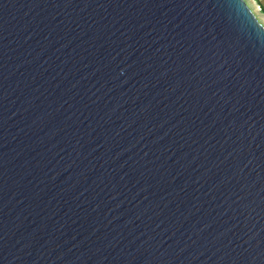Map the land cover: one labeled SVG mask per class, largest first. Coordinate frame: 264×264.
Listing matches in <instances>:
<instances>
[{
	"label": "water",
	"instance_id": "1",
	"mask_svg": "<svg viewBox=\"0 0 264 264\" xmlns=\"http://www.w3.org/2000/svg\"><path fill=\"white\" fill-rule=\"evenodd\" d=\"M257 11L0 0V264H264Z\"/></svg>",
	"mask_w": 264,
	"mask_h": 264
},
{
	"label": "crops",
	"instance_id": "2",
	"mask_svg": "<svg viewBox=\"0 0 264 264\" xmlns=\"http://www.w3.org/2000/svg\"><path fill=\"white\" fill-rule=\"evenodd\" d=\"M256 5H258V2L260 3V5L262 6L263 8V11H264V0H254Z\"/></svg>",
	"mask_w": 264,
	"mask_h": 264
},
{
	"label": "rangeland",
	"instance_id": "3",
	"mask_svg": "<svg viewBox=\"0 0 264 264\" xmlns=\"http://www.w3.org/2000/svg\"><path fill=\"white\" fill-rule=\"evenodd\" d=\"M252 2L254 3V5L256 6V3H255V1L254 0H252ZM257 7V6H256ZM261 9V8H260ZM257 13H259L258 11H257ZM258 15H262L261 13H259ZM264 15V14H263ZM261 16V18H263L264 19V16Z\"/></svg>",
	"mask_w": 264,
	"mask_h": 264
},
{
	"label": "built area",
	"instance_id": "4",
	"mask_svg": "<svg viewBox=\"0 0 264 264\" xmlns=\"http://www.w3.org/2000/svg\"><path fill=\"white\" fill-rule=\"evenodd\" d=\"M256 6H257L256 8L258 9V12L261 13V14L263 15L264 13L261 12L260 6H259V5H256ZM259 13H258V14H259ZM263 16H264V15H263Z\"/></svg>",
	"mask_w": 264,
	"mask_h": 264
},
{
	"label": "trees",
	"instance_id": "5",
	"mask_svg": "<svg viewBox=\"0 0 264 264\" xmlns=\"http://www.w3.org/2000/svg\"><path fill=\"white\" fill-rule=\"evenodd\" d=\"M258 5L260 6V8H261V12L262 13H264V11H263V8H262V6L260 5V3L258 2Z\"/></svg>",
	"mask_w": 264,
	"mask_h": 264
}]
</instances>
